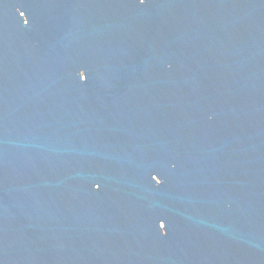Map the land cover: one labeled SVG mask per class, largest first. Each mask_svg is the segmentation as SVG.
Segmentation results:
<instances>
[{"label":"water","instance_id":"1","mask_svg":"<svg viewBox=\"0 0 264 264\" xmlns=\"http://www.w3.org/2000/svg\"><path fill=\"white\" fill-rule=\"evenodd\" d=\"M0 264H264V0H0Z\"/></svg>","mask_w":264,"mask_h":264}]
</instances>
